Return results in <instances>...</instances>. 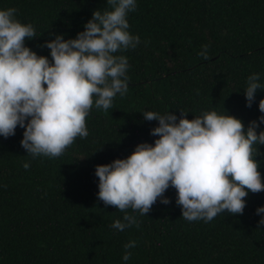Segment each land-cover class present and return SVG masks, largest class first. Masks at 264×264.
Wrapping results in <instances>:
<instances>
[{
	"label": "trees",
	"instance_id": "1",
	"mask_svg": "<svg viewBox=\"0 0 264 264\" xmlns=\"http://www.w3.org/2000/svg\"><path fill=\"white\" fill-rule=\"evenodd\" d=\"M128 14L136 49L128 58V92L107 111L93 107L89 136L77 138L55 159L33 157L21 146L25 129L0 136V264H264V192H249L243 215L225 212L211 222H189L169 188L147 215L128 210L139 222L123 232L111 225L124 212L98 199V165L126 159L141 143L154 146L158 121L143 113L181 111L193 120L216 111L240 119L245 129L264 115L258 89L247 107V79L264 85V0H136ZM33 24L36 38L26 46L51 60L46 42L75 39L93 13L111 10L107 0H0V10ZM210 45L209 59L198 52ZM46 87V85H45ZM178 122V121H177ZM264 131L260 124L257 133ZM255 159L264 181V146ZM28 163L30 167L24 168ZM135 241L128 261L124 245Z\"/></svg>",
	"mask_w": 264,
	"mask_h": 264
},
{
	"label": "clouds",
	"instance_id": "2",
	"mask_svg": "<svg viewBox=\"0 0 264 264\" xmlns=\"http://www.w3.org/2000/svg\"><path fill=\"white\" fill-rule=\"evenodd\" d=\"M107 5L111 10L95 11L75 39L57 35L46 42L42 47L50 49L51 60L26 46V40L36 38V30L16 18L18 9L0 10V136L7 139L15 136L18 126L25 129L21 146L28 155L63 156L77 138L89 136L86 118L93 107L107 111L117 95L127 94L128 58L116 53L140 44L139 36L129 32L127 19L137 3L107 0ZM209 49L210 45H202L198 55L208 60ZM259 80L255 73L247 79L244 93L249 108L257 90L264 89ZM259 111L264 113V100ZM187 115L144 112L146 121L159 124L151 130L159 137L154 146L141 143L128 158L96 167L98 199L125 213L124 222L117 219L113 229L139 228L128 210L143 216L158 199L171 203L164 198L169 188L176 190L184 219L205 223L225 212L243 215L249 192H264L255 159L264 146V131L257 133L264 115L247 129L240 119L214 110L193 120ZM260 214L264 207L257 209ZM259 225L264 226V219ZM134 247L135 241L124 245L125 262L132 255L128 249Z\"/></svg>",
	"mask_w": 264,
	"mask_h": 264
}]
</instances>
